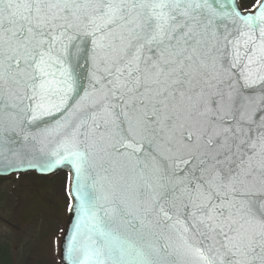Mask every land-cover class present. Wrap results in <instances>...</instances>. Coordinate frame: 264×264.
Returning a JSON list of instances; mask_svg holds the SVG:
<instances>
[{
	"label": "snow or ice",
	"instance_id": "6c2138e0",
	"mask_svg": "<svg viewBox=\"0 0 264 264\" xmlns=\"http://www.w3.org/2000/svg\"><path fill=\"white\" fill-rule=\"evenodd\" d=\"M53 177L29 264H264V0H0V197Z\"/></svg>",
	"mask_w": 264,
	"mask_h": 264
},
{
	"label": "rangeland",
	"instance_id": "374dc122",
	"mask_svg": "<svg viewBox=\"0 0 264 264\" xmlns=\"http://www.w3.org/2000/svg\"><path fill=\"white\" fill-rule=\"evenodd\" d=\"M53 177L41 189L40 195L24 194V203L14 209L6 196L0 200V240L8 242L13 250L15 264H26L39 256L35 248L41 228L51 226L57 230L67 216L63 201L56 195ZM8 185L0 190L6 192ZM41 259V258H40Z\"/></svg>",
	"mask_w": 264,
	"mask_h": 264
},
{
	"label": "trees",
	"instance_id": "16d2710c",
	"mask_svg": "<svg viewBox=\"0 0 264 264\" xmlns=\"http://www.w3.org/2000/svg\"><path fill=\"white\" fill-rule=\"evenodd\" d=\"M3 197H0V200ZM1 203V202H0ZM40 256H35L32 260H40ZM0 264H15V260H13V250H11V246L8 242L0 240ZM26 264H29L27 262Z\"/></svg>",
	"mask_w": 264,
	"mask_h": 264
}]
</instances>
